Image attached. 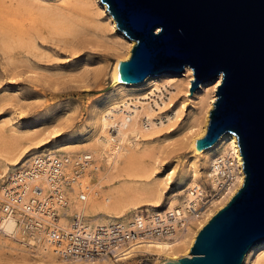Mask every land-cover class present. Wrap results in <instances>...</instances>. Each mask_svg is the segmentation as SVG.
Instances as JSON below:
<instances>
[{"label":"bare ground","instance_id":"6f19581e","mask_svg":"<svg viewBox=\"0 0 264 264\" xmlns=\"http://www.w3.org/2000/svg\"><path fill=\"white\" fill-rule=\"evenodd\" d=\"M99 15L105 19L100 20ZM87 25L94 28V33L110 31L115 36L118 45L112 48L121 56L111 71L114 91L92 106L81 137L69 134L58 138L63 129L57 123L41 126L13 124L12 118L6 120L9 129H0V178L7 174L14 176L18 171L13 173L14 168L31 160L28 168L31 174L20 181L22 185L27 189L40 186V197H46L48 188L58 185L59 191L55 194L62 200L63 186L52 181L53 176L46 168L49 166L46 164L37 171L31 158L42 154L52 159L54 154L65 153L68 158L65 170L71 171L72 157L82 158L85 153L90 160L77 178L71 180L65 193L68 211L85 214L92 222L107 224L117 218L129 219L141 209L150 211L161 207L165 212L174 213L170 222L172 237L150 240L137 237L130 241L128 253L121 261L141 257V264H162L168 258L190 255L188 251L198 230L243 181L234 133L223 132L211 145L195 147V138L206 131L209 108L213 107L221 75L202 81L193 92L189 90L190 78H193L189 66L180 73L148 74L137 82L121 81L117 63L129 57L134 40L118 29L102 0H60L54 4L42 0H0V42L6 52L33 51L38 48V38L72 36ZM161 131L178 135L189 147L191 153L181 169L176 162L165 166L160 146L144 144L147 136ZM225 167L232 170V178L227 185L219 187V173ZM180 170L177 185L172 187ZM18 173L23 175L24 171L20 168ZM13 179H5L9 187L18 183V178ZM206 182L211 185V191ZM4 190L0 188V198ZM206 192L212 197L205 199ZM80 193H84V199L79 198ZM59 224L66 228L68 221L60 217ZM28 243L35 246V253L30 252ZM57 250L42 230L26 233L16 224L14 216L4 217L0 211V259H12L10 264L118 262L102 256L67 258ZM148 253L157 255L154 263L148 262ZM241 264H264V241L252 244Z\"/></svg>","mask_w":264,"mask_h":264},{"label":"water","instance_id":"95a60500","mask_svg":"<svg viewBox=\"0 0 264 264\" xmlns=\"http://www.w3.org/2000/svg\"><path fill=\"white\" fill-rule=\"evenodd\" d=\"M102 1L134 40L129 57L117 63L121 81L189 66L192 92L221 75L195 147L234 133L243 181L198 230L190 255L162 264H241L246 250L264 241V0Z\"/></svg>","mask_w":264,"mask_h":264},{"label":"rangeland","instance_id":"374dc122","mask_svg":"<svg viewBox=\"0 0 264 264\" xmlns=\"http://www.w3.org/2000/svg\"><path fill=\"white\" fill-rule=\"evenodd\" d=\"M42 1L46 4L60 2ZM99 17L102 21L105 19L103 15ZM84 28L63 38L53 35L38 38V48L33 51L6 52L0 42V129L7 131L10 126L5 121L12 118L13 124L47 126L57 123L63 129L58 138L69 134L82 136V127L92 106L114 91L111 71L121 56L112 48L118 45L112 32L94 33L93 27ZM172 134L167 131L151 134L144 144L154 148L160 146L165 166L176 162L181 169L191 152L178 135ZM180 175L181 170L171 183L172 187L177 185ZM206 187L211 191L209 182ZM204 196H208L207 192ZM26 246L31 253L36 252L34 245L28 243ZM147 258L149 263H154L157 255L148 253ZM131 261L141 264V257L115 263L132 264ZM11 262L12 259H0V264Z\"/></svg>","mask_w":264,"mask_h":264},{"label":"built area","instance_id":"2783aa9c","mask_svg":"<svg viewBox=\"0 0 264 264\" xmlns=\"http://www.w3.org/2000/svg\"><path fill=\"white\" fill-rule=\"evenodd\" d=\"M34 156L31 158L34 160L33 168L41 171L47 164L49 167L46 166V168L53 176L52 181L59 182L61 188L63 186L64 197L59 200L55 194L59 191L58 185L52 186L50 190L48 188L46 197H40V186L34 185L31 189H27L22 185L20 181H24L25 176L31 174L28 171L30 160L23 165H18L12 171L14 173L21 168L24 171L23 175L17 171L14 176L7 174L0 178V188L5 189L1 194L3 198H0V211L4 217L14 216L16 224L26 233L42 230L47 240L58 247L59 251H57L60 254L67 258L81 259L102 256L119 262L128 253L130 241H135L137 237L149 240L161 239L165 236L172 237L173 227L170 222L174 213L165 212L160 207L150 211L141 209L133 213L129 219L117 218L107 224L95 223L85 214L68 211L69 200L65 193L70 188L71 180L76 179L82 168L87 165L90 156L84 153L82 158L72 157L69 167L71 171L65 170L68 165L65 153L54 154L52 159L42 154ZM219 176V187H224L232 178V170L225 167ZM12 178L13 180L18 178V183L16 186L9 187L5 179ZM79 198L84 199V193H80ZM60 217L68 221L66 228L59 224Z\"/></svg>","mask_w":264,"mask_h":264}]
</instances>
